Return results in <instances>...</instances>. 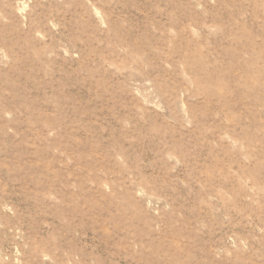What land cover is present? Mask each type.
<instances>
[{
	"label": "rangeland",
	"instance_id": "obj_1",
	"mask_svg": "<svg viewBox=\"0 0 264 264\" xmlns=\"http://www.w3.org/2000/svg\"><path fill=\"white\" fill-rule=\"evenodd\" d=\"M0 264H264V0H0Z\"/></svg>",
	"mask_w": 264,
	"mask_h": 264
}]
</instances>
